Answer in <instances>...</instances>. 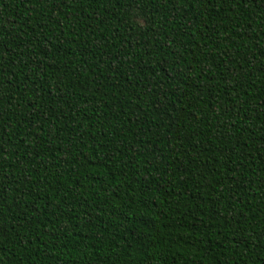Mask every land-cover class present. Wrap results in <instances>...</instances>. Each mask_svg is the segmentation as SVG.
Here are the masks:
<instances>
[{
	"label": "trees",
	"instance_id": "trees-1",
	"mask_svg": "<svg viewBox=\"0 0 264 264\" xmlns=\"http://www.w3.org/2000/svg\"><path fill=\"white\" fill-rule=\"evenodd\" d=\"M0 264H264V0H0Z\"/></svg>",
	"mask_w": 264,
	"mask_h": 264
}]
</instances>
